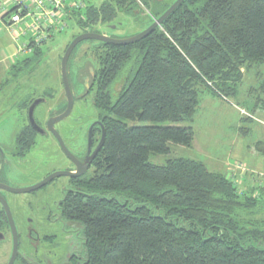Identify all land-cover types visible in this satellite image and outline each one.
Here are the masks:
<instances>
[{"label": "trees", "instance_id": "obj_1", "mask_svg": "<svg viewBox=\"0 0 264 264\" xmlns=\"http://www.w3.org/2000/svg\"><path fill=\"white\" fill-rule=\"evenodd\" d=\"M86 1L67 16L82 33L144 9L157 19L176 0ZM100 43L92 88L106 137L83 184L90 195L70 206L87 241L82 264H264L257 197L202 160H150L193 145L203 87L237 96L245 71L264 64V0H185L142 40ZM31 54L18 69L31 67L42 47ZM250 95L253 109L264 110V81Z\"/></svg>", "mask_w": 264, "mask_h": 264}, {"label": "rangeland", "instance_id": "obj_2", "mask_svg": "<svg viewBox=\"0 0 264 264\" xmlns=\"http://www.w3.org/2000/svg\"><path fill=\"white\" fill-rule=\"evenodd\" d=\"M89 1L100 5L104 0ZM172 1L166 0L167 3ZM7 8H12V5H7ZM150 12L144 9L138 19L135 16H122L117 24H112V27L99 26L95 29L114 38H129L148 28L151 25V18L153 22L155 21ZM68 25L63 33L56 34L44 44L43 54L39 58H34L31 67L20 70L19 66L33 54H25L24 58L21 55L15 58L11 55L16 53V45L21 46L29 40L31 34L28 33L19 42H15L6 24L3 23L0 12V140L3 137L14 139L21 130L22 121L26 119L27 113L20 105L25 101L35 97L37 100L38 96L50 93L53 99H56L54 101H57L53 104L55 110L65 105L67 99H64L61 61L67 44L73 40L74 35L82 33V29L73 20H69ZM1 42L5 45L12 43V47H6ZM101 44L98 40L81 42L69 62V80L75 93V101L70 115L71 120L62 122L67 123V128L72 127L71 132H75V127H87L90 119L100 112L94 101L96 85L87 91L84 77L90 74L91 67L98 69V60L94 53L103 47ZM263 81L264 64L245 71L237 96L222 98L211 94L208 88L203 87L199 109L191 123L199 142L190 147H173L174 152L170 155L152 154L150 159L160 164L166 163L170 157L177 156L205 161L211 170L223 172L241 193L248 195L252 193L260 200V210L252 215L253 220H264V110L253 109L254 98L250 95V90L259 87ZM122 84L116 83L115 89L119 90ZM43 107H38L37 115L41 116L44 113ZM47 111L48 107L45 108V116ZM128 123L143 122L128 120ZM229 154L233 156L230 157ZM36 158L41 160V156ZM234 159L237 161L233 162ZM42 164L37 165L42 169ZM16 215L18 217L17 211ZM79 257L84 261L86 257L84 249L79 253Z\"/></svg>", "mask_w": 264, "mask_h": 264}, {"label": "flooded vegetation", "instance_id": "obj_3", "mask_svg": "<svg viewBox=\"0 0 264 264\" xmlns=\"http://www.w3.org/2000/svg\"><path fill=\"white\" fill-rule=\"evenodd\" d=\"M86 81L89 78H85ZM38 97L41 102L34 109L35 124L31 122L29 112L36 97L20 105L26 110L27 117L16 137L0 140V264H82L79 253L87 241L83 223L71 214L70 206L79 195H90L83 189V184L96 172L98 154L104 144L97 149L105 127V115L100 111L90 119L87 127H75V132H71L72 127L67 128V123L62 121L71 120L73 103L70 114L53 125L61 140L49 128V121L67 109L66 92V103L57 110L53 108L57 101L50 93ZM28 102L30 104L25 106ZM39 106H44V113L48 107L46 116L44 113L37 115ZM38 156L41 160L36 158ZM40 163H43V170L37 165ZM39 169L41 171L37 172ZM56 173L62 174L53 176ZM43 182L36 189L19 191ZM4 201L16 227V253L15 231Z\"/></svg>", "mask_w": 264, "mask_h": 264}, {"label": "built area", "instance_id": "obj_4", "mask_svg": "<svg viewBox=\"0 0 264 264\" xmlns=\"http://www.w3.org/2000/svg\"><path fill=\"white\" fill-rule=\"evenodd\" d=\"M86 5L85 0H5L0 2V11L15 42L31 34L19 46L20 52L31 54L68 28L67 16L71 11Z\"/></svg>", "mask_w": 264, "mask_h": 264}, {"label": "water", "instance_id": "obj_5", "mask_svg": "<svg viewBox=\"0 0 264 264\" xmlns=\"http://www.w3.org/2000/svg\"><path fill=\"white\" fill-rule=\"evenodd\" d=\"M185 0H176L159 18L155 19V21L146 29H144L142 32H140L137 35H134L132 37L129 38H114L106 33H102V32H94V31H89V32H85V33H81L79 35H77L68 45L63 57H62V61H61V73H62V78H63V83H64V87H65V92L67 94L68 97V106L67 109L63 112V114L59 115L58 117H53L50 121H49V128L52 129L58 136L59 139H61V137L59 136V134L56 132V130L54 129L53 125L54 122L57 120H60L64 117H66L67 115L70 114L72 107H73V103H74V97H73V93H72V89H71V84H70V80H69V59L73 53V51L75 50V48L83 41L85 40H98L100 42H104V43H110V44H116V45H128V44H133L136 43L140 40H142L143 38H145L146 36H148L155 28H157L158 26L162 25V23L165 21V19L168 18V16H170ZM96 68L95 67H91L90 68V74L87 75L85 78H89V81H86V86H87V91L90 90V88L93 85L94 82V78H95V72ZM88 72V73H89ZM83 79V80H84ZM41 102V99H37L35 100L31 107H30V119L31 122H33L35 124V120H34V109L35 107L38 105V103ZM54 120V121H53ZM102 139L101 142L99 144V147L97 149H100V147L102 146L103 142L105 141V137H106V129L103 126V130H102ZM62 140V139H61ZM66 149V148H65ZM97 151V150H96ZM62 173H56L53 176H58ZM51 176V178L53 177ZM49 178H47L45 181H48ZM45 182L32 187V188H28V189H23V190H19V191H30L33 189L38 188L39 186H41L42 184H44ZM5 202V201H4ZM5 206L7 207V210L9 212L10 215V220H11V224L13 226V229L15 231V252H17V247H18V242H17V235H16V227H15V223L14 220L12 218V215L10 214V209L8 204L5 202ZM15 255V254H14ZM14 259V258H13Z\"/></svg>", "mask_w": 264, "mask_h": 264}, {"label": "crops", "instance_id": "obj_6", "mask_svg": "<svg viewBox=\"0 0 264 264\" xmlns=\"http://www.w3.org/2000/svg\"><path fill=\"white\" fill-rule=\"evenodd\" d=\"M1 1H5V0H0V2ZM1 12V11H0ZM1 18H2V21H3V23H5L4 22V20H3V17L1 16ZM19 42V41H18ZM1 44L2 45H4V46H6V47H12V43H9L8 45H5L3 42H1ZM13 47L15 48V45H13ZM19 55H21V57L23 56V58H24V56H25V54H23L22 52H20V50H19V45H16V53L14 54V55H11V57L13 56L14 58L15 57H19ZM27 55V54H26ZM26 57V56H25ZM9 57H6V59H8ZM0 61H1V59H0ZM2 61H3V58H2ZM210 92H211V94H213V95H216V93H214L213 91H211V90H209ZM221 97V96H220ZM223 98V97H222ZM199 109V108H198ZM195 130V129H194ZM197 142H199L198 140H197V135H196V131H195V139H194V145H195V143H197ZM182 148H184L183 146H181ZM245 148H246V146H245ZM230 155V157H232L233 156V154H229ZM193 158V157H192ZM196 159V158H195ZM203 161V160H202ZM237 160L236 159H234L233 160V162H236ZM239 161V160H238ZM205 162V161H204ZM207 164V163H206Z\"/></svg>", "mask_w": 264, "mask_h": 264}]
</instances>
